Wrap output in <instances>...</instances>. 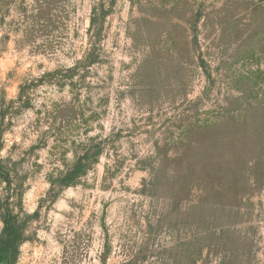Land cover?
Listing matches in <instances>:
<instances>
[{"label": "rangeland", "instance_id": "374dc122", "mask_svg": "<svg viewBox=\"0 0 264 264\" xmlns=\"http://www.w3.org/2000/svg\"><path fill=\"white\" fill-rule=\"evenodd\" d=\"M0 264H264V0H0Z\"/></svg>", "mask_w": 264, "mask_h": 264}, {"label": "trees", "instance_id": "16d2710c", "mask_svg": "<svg viewBox=\"0 0 264 264\" xmlns=\"http://www.w3.org/2000/svg\"><path fill=\"white\" fill-rule=\"evenodd\" d=\"M8 226V225H7Z\"/></svg>", "mask_w": 264, "mask_h": 264}]
</instances>
